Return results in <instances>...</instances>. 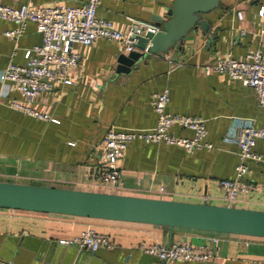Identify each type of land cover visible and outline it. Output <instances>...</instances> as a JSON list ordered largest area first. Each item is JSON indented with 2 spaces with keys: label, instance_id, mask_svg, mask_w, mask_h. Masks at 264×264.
<instances>
[{
  "label": "crops",
  "instance_id": "0c3cea01",
  "mask_svg": "<svg viewBox=\"0 0 264 264\" xmlns=\"http://www.w3.org/2000/svg\"><path fill=\"white\" fill-rule=\"evenodd\" d=\"M84 1L0 0V4L54 6ZM171 2L101 0L96 14L124 33L131 24L162 23ZM203 17L209 26L206 32L189 31L166 53L137 49L141 57L126 71L116 70L117 56L127 53L120 42L96 38L86 45L74 43L71 48L79 57L76 66L66 71L70 82L57 80L31 102L16 91L2 90L0 83V181L226 205L218 181L235 176L238 147L224 137L244 120L263 127L264 106L256 104L251 87L223 73L205 75L197 63L226 53L241 58L254 49L264 25V0H220ZM15 27L0 18V72L9 61L21 63L23 50L40 42L30 21L15 39L3 34ZM162 88L168 92V112L203 120L204 140L211 148L186 152L162 142L133 140L116 161L122 189L97 186L93 175L100 169L104 133L109 127H152L156 115L151 94ZM13 100L46 112L53 120L15 110L10 106ZM171 132L191 135L177 125ZM252 149L264 156V139H257ZM246 164L243 178L250 187L230 205L264 210V161ZM88 227L106 234L112 247L90 252L61 243ZM211 233L182 227L169 232L158 224L0 207V257L10 264H156L154 256L140 250L141 244H207ZM213 245L216 252L207 260L165 264H264V237L221 232Z\"/></svg>",
  "mask_w": 264,
  "mask_h": 264
},
{
  "label": "built area",
  "instance_id": "2783aa9c",
  "mask_svg": "<svg viewBox=\"0 0 264 264\" xmlns=\"http://www.w3.org/2000/svg\"><path fill=\"white\" fill-rule=\"evenodd\" d=\"M101 0H85L79 5L33 6L30 3L18 6L0 4V18L16 24L13 29L3 32L6 37L17 38L24 30L26 22L35 24L40 34V42L23 50L21 63L9 61L0 72L2 90L16 91L27 102L33 101L41 92L51 90L57 80L69 83L65 74L78 62V53L71 46L74 43L90 44L96 38H104L120 42L126 52L133 49L135 35H143L145 31H156L153 24H131L126 32L116 29L112 22L97 16L96 11ZM262 13V7L258 9ZM138 25H140L138 27ZM202 72L208 75L213 72L226 74L241 84L252 88L258 106H264V25L260 29L258 43L254 49L248 50L241 58H234L230 53L198 64ZM168 92L162 88L151 94V103L155 112V122L146 129H115L109 127L102 137V148L98 153L100 169L94 173L97 186L113 190L122 189L121 172L116 161L124 149L133 140L144 144L162 142L183 148L186 152L200 148H211L204 140L206 130L203 120L198 117L166 110ZM10 106L22 113L37 119L53 120L46 112L33 109L28 104L11 101ZM177 125L188 129L190 136L175 135L171 127ZM257 139H264V126L255 127L251 120L238 124L233 134H227L225 141L233 142L238 147V162L234 166L235 176L218 181L223 190L222 199L226 205L236 200L239 192H245L250 185L244 180L246 161H264V156L253 151ZM162 188H159L161 191ZM221 232L209 235L210 243L194 245L190 242L176 241L169 245L159 243L141 244L140 250L156 258V264H165L171 260L204 261L213 256ZM63 243H74L79 248L90 252L100 247H112L108 236L88 227L76 237L63 240ZM247 243L246 241L244 242ZM0 264H10L0 257Z\"/></svg>",
  "mask_w": 264,
  "mask_h": 264
},
{
  "label": "water",
  "instance_id": "95a60500",
  "mask_svg": "<svg viewBox=\"0 0 264 264\" xmlns=\"http://www.w3.org/2000/svg\"><path fill=\"white\" fill-rule=\"evenodd\" d=\"M220 0H172L158 30L135 35V49L117 56L116 70H127L143 53H166L196 28L208 30L203 15ZM0 207L133 221L212 232L264 237V210L187 202L120 193L0 181ZM170 234V233H169ZM63 243V242H61ZM74 244V243H73ZM76 245V244H74Z\"/></svg>",
  "mask_w": 264,
  "mask_h": 264
}]
</instances>
